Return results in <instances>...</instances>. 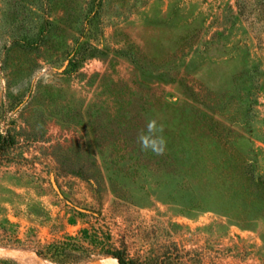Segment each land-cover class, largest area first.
<instances>
[{
	"label": "rangeland",
	"instance_id": "1",
	"mask_svg": "<svg viewBox=\"0 0 264 264\" xmlns=\"http://www.w3.org/2000/svg\"><path fill=\"white\" fill-rule=\"evenodd\" d=\"M0 135V264H264V0H0Z\"/></svg>",
	"mask_w": 264,
	"mask_h": 264
},
{
	"label": "clouds",
	"instance_id": "2",
	"mask_svg": "<svg viewBox=\"0 0 264 264\" xmlns=\"http://www.w3.org/2000/svg\"><path fill=\"white\" fill-rule=\"evenodd\" d=\"M157 131L158 129L154 120H150L146 123L145 130H143L139 135V140L142 148L147 149L149 147V136L154 135Z\"/></svg>",
	"mask_w": 264,
	"mask_h": 264
},
{
	"label": "water",
	"instance_id": "3",
	"mask_svg": "<svg viewBox=\"0 0 264 264\" xmlns=\"http://www.w3.org/2000/svg\"><path fill=\"white\" fill-rule=\"evenodd\" d=\"M3 253H8L11 255L17 254L16 251L4 252V251L0 250V254H3ZM42 262H44V261L42 260ZM89 264H123V263L120 261V259L118 257L113 256V255H107V256L98 258L97 260L92 261Z\"/></svg>",
	"mask_w": 264,
	"mask_h": 264
},
{
	"label": "trees",
	"instance_id": "4",
	"mask_svg": "<svg viewBox=\"0 0 264 264\" xmlns=\"http://www.w3.org/2000/svg\"><path fill=\"white\" fill-rule=\"evenodd\" d=\"M8 138L0 135V145H5ZM122 262V261H121ZM123 263V262H122ZM124 264V263H123Z\"/></svg>",
	"mask_w": 264,
	"mask_h": 264
}]
</instances>
